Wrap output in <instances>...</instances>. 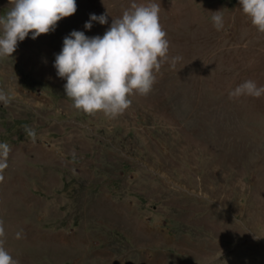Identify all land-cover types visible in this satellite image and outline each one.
Masks as SVG:
<instances>
[{
	"label": "rangeland",
	"instance_id": "374dc122",
	"mask_svg": "<svg viewBox=\"0 0 264 264\" xmlns=\"http://www.w3.org/2000/svg\"><path fill=\"white\" fill-rule=\"evenodd\" d=\"M147 2L76 0L54 31L0 56V240L17 264H264V95L228 94L264 85V32L239 0H155L181 59L115 117L76 109L56 75L71 30L103 35Z\"/></svg>",
	"mask_w": 264,
	"mask_h": 264
},
{
	"label": "clouds",
	"instance_id": "9594fccd",
	"mask_svg": "<svg viewBox=\"0 0 264 264\" xmlns=\"http://www.w3.org/2000/svg\"><path fill=\"white\" fill-rule=\"evenodd\" d=\"M245 14L257 30L264 32V0H239ZM160 5L155 0L134 3L122 15L113 17L103 35H86L73 29L63 38L55 54L53 66L56 75L65 79L64 92L72 98L73 106L86 113L102 111L115 117L131 103L133 93L147 94L153 87L161 65L170 60L172 65L181 59L169 57V40L159 22ZM77 10L76 0H9L8 7L0 11V56H11L19 41L55 30L57 22ZM214 27L220 30L222 13L213 11ZM94 22L106 24L108 13H90L84 28L91 29ZM229 97L242 95L260 97L264 85L248 79L229 91ZM10 97L0 90V102ZM10 147L0 142V168L7 166ZM4 228L0 224V235ZM256 238H260L257 237ZM215 257L206 258L211 264ZM0 264H17L0 240Z\"/></svg>",
	"mask_w": 264,
	"mask_h": 264
},
{
	"label": "water",
	"instance_id": "95a60500",
	"mask_svg": "<svg viewBox=\"0 0 264 264\" xmlns=\"http://www.w3.org/2000/svg\"><path fill=\"white\" fill-rule=\"evenodd\" d=\"M6 8H3L2 11H4Z\"/></svg>",
	"mask_w": 264,
	"mask_h": 264
}]
</instances>
